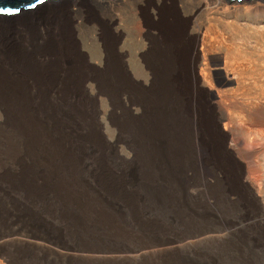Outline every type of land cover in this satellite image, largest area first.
Wrapping results in <instances>:
<instances>
[{"label":"bare ground","instance_id":"bare-ground-1","mask_svg":"<svg viewBox=\"0 0 264 264\" xmlns=\"http://www.w3.org/2000/svg\"><path fill=\"white\" fill-rule=\"evenodd\" d=\"M131 1L47 0L30 10L22 7L17 13L0 12V176H7V181L20 184L28 192L26 187L34 186L37 178L42 184L47 182L33 173L35 160L33 165L28 164L30 156H39L44 161L42 166L50 164L53 170L79 172L86 159L101 164L108 155H116L108 152L92 119L88 118L86 131L73 128L66 122L68 113L61 108L63 104L70 108L81 104L80 98L87 97V85L91 83L100 92L117 96L127 92L132 106H150V118L131 116L130 123L123 125L126 145L140 159L144 172L165 165L170 151L174 156L171 171H175L179 157L181 178L188 181L201 179L205 172L217 168L231 175L235 163L217 122L224 120V115L216 110L210 96L215 90L214 77L219 86H230L234 83L232 75L247 71V67L242 70L235 65L242 66L241 63H228L221 52L225 49L232 60L234 53L238 54L237 37L247 39L250 27L259 31L264 20L259 22L256 18L264 17V0ZM125 5L132 8V27L127 31L137 42H146L145 50L134 58L140 63L135 74L149 78L148 88L134 83L126 63L128 54L124 48L118 50L121 43L130 41L115 27L116 13ZM89 43L104 48L105 67L90 64L81 49L91 47ZM98 52L100 56L102 52ZM200 59L204 65L199 71ZM223 61L224 67H220ZM243 84L239 83L236 91L219 94L218 104L227 112L229 123L233 116L232 99L243 95ZM195 92L198 99H194ZM36 104L41 110L32 113ZM126 113L130 115V109ZM247 120L250 125L258 124L252 116ZM229 123L226 129L232 126ZM189 171L194 172L192 177ZM159 178L163 190L154 191V198L164 197L175 204L172 190L165 191L162 186L167 177ZM150 182L156 183L155 178ZM228 185L234 187L232 179ZM217 189L226 193L224 184ZM74 194L64 191L59 197H83ZM37 196L48 195L43 192ZM5 209L0 202V223L7 219ZM97 211L99 216L103 215L101 210ZM132 212L138 209L132 208ZM133 222L139 232L148 231L137 217H133ZM98 223L100 231L105 230L97 220ZM84 225L77 223L74 229ZM189 225L194 228L196 224ZM106 229L114 230V235L132 236L115 225ZM215 237L210 231L200 232L180 241H163L125 253L80 250L44 235L9 229L0 236V246L8 249L10 264H80V260H89L91 264H176L178 259L184 264L187 255L181 253L182 249L198 250Z\"/></svg>","mask_w":264,"mask_h":264},{"label":"rangeland","instance_id":"rangeland-1","mask_svg":"<svg viewBox=\"0 0 264 264\" xmlns=\"http://www.w3.org/2000/svg\"><path fill=\"white\" fill-rule=\"evenodd\" d=\"M131 13L132 8L127 5L116 13L115 27L125 33V40L130 37V41L121 43L118 50L122 51L124 48L123 51L128 54L126 63L132 72L134 83L148 88L149 78L137 77L135 74L140 69V63L135 61L134 55L138 56L145 50L146 42H137L127 31L132 27ZM256 19L263 22L264 17ZM263 23L260 24L259 31L252 27L247 29L245 40L241 38V32L238 33L240 37H237L235 42L238 54L234 53L236 57L232 60L227 56L225 49L221 52L228 58L226 59L228 63L233 64V61L241 63L242 66L236 63L235 65L242 70L247 67V71L232 75L234 83L230 86H219L217 82L215 83L214 77L215 90H210L212 94L210 101L216 110L224 115V120L217 122L235 163L231 175L225 169L217 168L205 172L201 179L192 178L188 181L181 178L179 157H176L175 171H171L170 161L174 156L170 151L164 168L162 165L159 168L158 165L154 171L148 169L144 172L139 165L140 159L134 155L129 145H126L123 125L130 123L131 116L150 118V106L145 108L139 104L132 106L127 92L118 96L106 91L100 92L96 85L91 83L87 85L89 88L87 97L80 98L81 104L74 108L63 104L61 108L63 112L68 113L66 122L73 128L80 127L86 131L88 118L92 119L93 125L105 141L108 152L116 155H108L101 160L104 161L101 164L96 160L86 159L84 168L79 172L53 170L49 168L50 164L42 166L44 161L39 156L35 158L30 156L28 164L33 165L35 160L33 173L45 178L49 183L42 184L37 178L34 186L26 187L28 192L22 190L20 184L7 181L5 179L7 176H0V202L3 208H6L7 216L6 221L0 223V236L9 229H20L50 237L80 250L126 253L163 241H180L200 232L210 231L216 236L213 241H208L198 250L195 248L181 250V253L185 252L187 255L184 257L186 260L184 264H264ZM94 27L99 31V27ZM89 44L91 47L87 45L81 49L87 54L90 64L105 67L104 48ZM99 50L102 52L100 56ZM203 65L204 60L200 59L197 64L199 71ZM220 67H224V61ZM241 82L244 83V92L242 96L239 95L237 98L235 96V99H232L230 109L233 116L229 123L227 112L218 104L219 94L236 91ZM201 85L205 87L204 84ZM87 98L89 99L86 101ZM198 98L199 94L195 92L194 99ZM77 106L80 108L77 109ZM35 108L37 109L32 113L41 110V106L37 104ZM126 109H130V115L126 113ZM251 116L258 120V124H249L247 119ZM228 123L232 126L226 129L225 125ZM160 158L163 161V155ZM189 174L192 177L194 172L189 171ZM162 175L167 177L166 182L162 183L164 190H172L174 193L175 204H172L174 206L164 197H160V200L154 198L156 194L154 191L163 190L159 178ZM151 178H155L156 183L152 184ZM231 179L234 187L228 185ZM240 183L241 188L238 187ZM221 184H224L226 189L224 194L217 189ZM64 191L75 193L74 195L81 194L83 197L62 200L59 195ZM43 192L48 196L39 198L37 195ZM132 208L138 209V212H132ZM90 209L93 212H89ZM97 210H101L103 215L99 216ZM186 212L188 215H184ZM134 216L144 222L143 226L148 228L147 232L141 233L135 228ZM188 216L191 217V221ZM97 220L103 224L105 230L100 231L98 227L100 223L97 224ZM77 223L85 225L74 229ZM192 223L196 224L194 228L189 225ZM114 225L116 229L124 228L132 236L122 232H119L122 233L120 236L114 235L116 233L114 230L106 229ZM153 228L154 230H151ZM131 230L134 232L130 233ZM0 247V264H10V258L6 255L8 249L4 245ZM21 263L25 264L23 262L18 264ZM79 263L91 264V261L80 260ZM177 263L181 264V261L178 259Z\"/></svg>","mask_w":264,"mask_h":264},{"label":"water","instance_id":"water-1","mask_svg":"<svg viewBox=\"0 0 264 264\" xmlns=\"http://www.w3.org/2000/svg\"><path fill=\"white\" fill-rule=\"evenodd\" d=\"M47 1V0H45ZM37 0H0V9H3V11H0L1 13H17L15 11L16 8H25L26 10H30L33 8L28 7L29 4H36ZM39 5V4H37ZM12 10V11H9Z\"/></svg>","mask_w":264,"mask_h":264},{"label":"snow or ice","instance_id":"snow-or-ice-1","mask_svg":"<svg viewBox=\"0 0 264 264\" xmlns=\"http://www.w3.org/2000/svg\"><path fill=\"white\" fill-rule=\"evenodd\" d=\"M44 2H45V0H37V3L36 4H29L28 7L35 8V7H37V4H43ZM0 11H3V9H0ZM9 11H12V10H9ZM15 11L16 12H19L20 9L19 8H16Z\"/></svg>","mask_w":264,"mask_h":264}]
</instances>
